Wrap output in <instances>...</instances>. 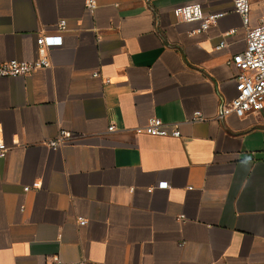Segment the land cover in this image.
I'll use <instances>...</instances> for the list:
<instances>
[{
	"label": "crops",
	"instance_id": "crops-1",
	"mask_svg": "<svg viewBox=\"0 0 264 264\" xmlns=\"http://www.w3.org/2000/svg\"><path fill=\"white\" fill-rule=\"evenodd\" d=\"M89 1L0 0V63L60 42L48 69L0 78V264H264V109L218 119L246 47L234 0ZM190 4L224 16L191 35L172 14ZM153 118L180 137L136 136Z\"/></svg>",
	"mask_w": 264,
	"mask_h": 264
},
{
	"label": "built area",
	"instance_id": "built-area-1",
	"mask_svg": "<svg viewBox=\"0 0 264 264\" xmlns=\"http://www.w3.org/2000/svg\"><path fill=\"white\" fill-rule=\"evenodd\" d=\"M94 8V2H88V9ZM234 12L240 16L243 26L246 28L245 42L246 47L242 53L236 54L227 62V65L236 71L234 78L235 96L222 103L218 119L223 120L228 116L244 118L247 115L259 113L264 109V20L255 28H248L250 0H234ZM173 17L179 25L190 23H198L200 26L191 35H199L205 33L221 19L224 14L206 15L203 12L202 6L199 4H190L173 9ZM65 21H60L57 26L59 33L65 31ZM235 31H230L228 35ZM59 40V38H58ZM60 42L56 41L55 37H38L36 40V57L30 61L11 60L0 63V78L14 79L31 76L32 74L48 69L50 67L49 51L59 46ZM225 47V41L222 40L217 46V50ZM200 113H195L192 121L201 120ZM121 125L112 123L108 127V132L122 130ZM135 135L165 138L171 137L178 139L180 132L175 128L171 133L165 129V125L161 120L153 118L147 123L134 130ZM72 135L66 131H60L56 138L50 139L44 145L52 150L58 151L69 145ZM8 149L6 148L0 135V160L7 156ZM165 183H160L157 188H165ZM30 188H25L24 192H28ZM153 188L148 189L151 192ZM79 226H84L86 221L78 219ZM51 264H85L84 262L64 263L58 258H54Z\"/></svg>",
	"mask_w": 264,
	"mask_h": 264
}]
</instances>
